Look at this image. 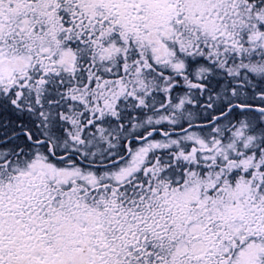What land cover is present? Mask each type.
<instances>
[{
    "label": "snow or ice",
    "instance_id": "1",
    "mask_svg": "<svg viewBox=\"0 0 264 264\" xmlns=\"http://www.w3.org/2000/svg\"><path fill=\"white\" fill-rule=\"evenodd\" d=\"M0 264H264V0H0Z\"/></svg>",
    "mask_w": 264,
    "mask_h": 264
}]
</instances>
